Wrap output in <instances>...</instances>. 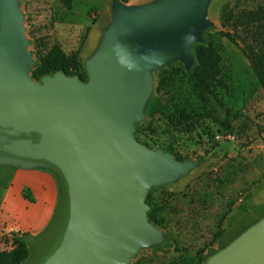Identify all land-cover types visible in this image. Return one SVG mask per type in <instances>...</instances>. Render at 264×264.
Instances as JSON below:
<instances>
[{
    "label": "water",
    "instance_id": "water-1",
    "mask_svg": "<svg viewBox=\"0 0 264 264\" xmlns=\"http://www.w3.org/2000/svg\"><path fill=\"white\" fill-rule=\"evenodd\" d=\"M209 2L111 0L85 79L60 70L36 80L18 1L0 0V168L47 171L58 187L47 225L23 236L20 264H127L161 240L145 197L198 162L140 143L135 124L151 72L175 60L191 67ZM203 264H264V212Z\"/></svg>",
    "mask_w": 264,
    "mask_h": 264
},
{
    "label": "rangeland",
    "instance_id": "rangeland-1",
    "mask_svg": "<svg viewBox=\"0 0 264 264\" xmlns=\"http://www.w3.org/2000/svg\"><path fill=\"white\" fill-rule=\"evenodd\" d=\"M17 1L35 62L31 70L57 46L68 56L76 54L85 74V60L111 19V0H73L71 8L58 0ZM250 12L258 18L251 29L245 24ZM206 18L202 42L194 45L211 43L219 52L218 77L225 85L214 81L202 89L189 77L196 64L194 45L189 69L175 60L151 72L152 90L134 137L198 164L175 181L149 189L147 216L162 237L140 247L127 264H203L264 212L244 215L247 199L264 191V92L248 56L250 47L258 46L252 36L264 37V0H210ZM1 169L0 197L9 175ZM12 205L0 207V251L10 250L19 233L3 228L21 229L17 225L23 208Z\"/></svg>",
    "mask_w": 264,
    "mask_h": 264
},
{
    "label": "trees",
    "instance_id": "trees-1",
    "mask_svg": "<svg viewBox=\"0 0 264 264\" xmlns=\"http://www.w3.org/2000/svg\"><path fill=\"white\" fill-rule=\"evenodd\" d=\"M64 7L71 8L73 0H58ZM127 2L128 0H123ZM245 24L251 29L252 24L258 18L250 12ZM227 35H229L227 33ZM252 41L257 43V47H250L248 54L251 63L253 64L254 74L257 81L264 92V37L252 36ZM260 39V40H259ZM46 57L40 58L38 65L31 70V75L38 80L41 76L54 73L55 71H64L67 74H77L81 79H85L86 75L81 70V65L77 62L76 54L68 56L64 54L57 46H54ZM196 64L189 73V77L194 80L199 87L207 89V85L211 82H217L224 86V82L218 77L219 63L221 56L211 43L195 44L193 48ZM163 80H158L157 88L162 85ZM153 212L149 211V218H153ZM18 238L14 241L10 250L0 251V264H20L27 255L28 248L23 240L25 234L15 233Z\"/></svg>",
    "mask_w": 264,
    "mask_h": 264
},
{
    "label": "crops",
    "instance_id": "crops-1",
    "mask_svg": "<svg viewBox=\"0 0 264 264\" xmlns=\"http://www.w3.org/2000/svg\"><path fill=\"white\" fill-rule=\"evenodd\" d=\"M1 171L8 172L9 175L0 197V207L9 209L13 203H17L21 206L20 208H23L19 225H17L21 229H3L22 234L30 231L35 234L29 236L36 235L49 222L58 201V187L54 177L51 173L42 170L24 171L2 168ZM245 208L244 215L247 218L264 208V191L247 199ZM36 218H38L37 221H35Z\"/></svg>",
    "mask_w": 264,
    "mask_h": 264
}]
</instances>
